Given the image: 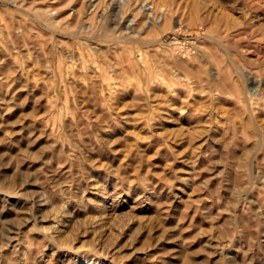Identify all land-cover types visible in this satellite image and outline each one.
Instances as JSON below:
<instances>
[{
  "label": "rangeland",
  "instance_id": "1",
  "mask_svg": "<svg viewBox=\"0 0 264 264\" xmlns=\"http://www.w3.org/2000/svg\"><path fill=\"white\" fill-rule=\"evenodd\" d=\"M0 264H264V0H0Z\"/></svg>",
  "mask_w": 264,
  "mask_h": 264
},
{
  "label": "bare ground",
  "instance_id": "2",
  "mask_svg": "<svg viewBox=\"0 0 264 264\" xmlns=\"http://www.w3.org/2000/svg\"><path fill=\"white\" fill-rule=\"evenodd\" d=\"M159 17V16H158Z\"/></svg>",
  "mask_w": 264,
  "mask_h": 264
}]
</instances>
